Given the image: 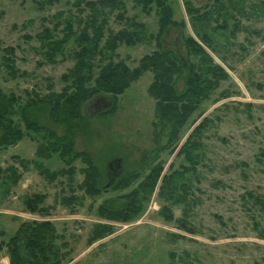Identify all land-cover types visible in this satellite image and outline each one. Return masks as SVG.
Segmentation results:
<instances>
[{
	"label": "rangeland",
	"instance_id": "rangeland-1",
	"mask_svg": "<svg viewBox=\"0 0 264 264\" xmlns=\"http://www.w3.org/2000/svg\"><path fill=\"white\" fill-rule=\"evenodd\" d=\"M77 1L59 0L41 8L35 0H0V91L18 97L21 106H28L29 120L59 136H65L68 127L53 122L50 106L39 102L66 86L62 75L73 68L78 46L72 39L63 55L49 62L40 37L46 28L53 29L58 20L70 17L76 19L78 32L83 29L93 13L87 3L97 0H81V6ZM162 1L173 10L176 25L168 26L158 39L152 36L159 32V0L149 4V12L136 0H123L118 10L100 6L95 14L99 23L106 21L101 47L110 35L136 32L143 41L133 46L117 42L116 61H125L134 69L144 56L171 50L186 65L195 64L198 58L185 49L186 39L192 38L227 71L229 79L203 101L178 140L172 138L170 125L163 126L155 117L156 100L149 94L154 74L150 71L122 95L100 93L86 101L81 114L84 121L75 122V149L88 153L101 173L97 196L81 189L86 167L80 160L74 164L75 175L58 176L53 182L32 164L28 169L19 166L13 157L35 160L39 144L48 138L45 131L26 129L16 113L13 124L22 128L25 137L16 145L0 147V168L15 166L21 174L13 184L0 173V264H10L6 247L10 238L23 223L34 220L51 221L57 229V244H65L62 264H264V0H233L234 7L227 5L231 17L225 23L218 19L207 33L210 48L198 37L187 3L205 11L216 0ZM6 48L15 51L12 59L18 78L12 79L3 64V57H8L3 52ZM186 73L184 69L176 81L179 93L186 89ZM205 119L208 125L201 136L196 173H187L179 181L189 190V201L171 205L162 195L163 179L189 166L181 148ZM114 159L122 161L117 178L109 168ZM39 161L51 171L65 168L59 155ZM158 163L163 169L155 188L144 194L140 191L142 207L128 212L133 200L123 198L139 189ZM125 173L140 177L126 188H114ZM36 194L46 196L41 207L47 213L26 208L25 198ZM65 199L69 205L63 203ZM110 206L118 208L114 212ZM166 208L172 210L171 221L163 211ZM109 211L121 213V219H107ZM98 224L110 226L111 231L90 243Z\"/></svg>",
	"mask_w": 264,
	"mask_h": 264
},
{
	"label": "trees",
	"instance_id": "trees-1",
	"mask_svg": "<svg viewBox=\"0 0 264 264\" xmlns=\"http://www.w3.org/2000/svg\"><path fill=\"white\" fill-rule=\"evenodd\" d=\"M226 1L227 4L222 0L213 1V5H209L205 11L194 9L191 4L187 3L189 14H191L194 21L195 31L209 48L212 45L207 33L213 28L214 22H217L218 19L219 21L225 19L223 20L225 23L231 17L226 6L234 7L233 0ZM35 2L39 7L46 8L59 2V0H35ZM136 2L142 5L146 12H149L148 7L149 4L153 3V0H136ZM87 4L93 13L90 21L84 22V27L79 32L75 27L76 19L70 17L65 18L62 22L58 20L53 29L46 28L40 37L45 50L44 55L49 62L53 61L58 55H63L66 46L72 39L78 46L73 53L75 59L73 68L62 75V81L66 86L60 93H53L50 97L39 102V105L47 104L50 106L52 121L57 125H66L68 127L67 134L59 136L55 132L46 130L38 123L29 120L28 106H21L19 98L15 95H6L0 91V147L7 148L16 145L25 137L22 128L13 124L12 117L16 113H20L26 129L35 132L45 131L48 140L39 144L35 153V160L27 161L22 160L20 157H13L19 162V166L28 169V165L32 164L48 181L53 182L58 176L70 178L75 175L76 167L74 164L80 160L86 167L82 169L84 180L81 189L97 196L101 193V173L88 153L77 152L75 149L74 132L77 126L75 122L84 121L81 114L82 106L86 101L100 93H109L113 96L122 95L131 83L138 81L144 73L150 71L154 74V80L149 87V94L156 100L155 117L163 126L170 125L172 138L178 140L179 134L189 118L199 110L203 101L208 99L222 82L229 79V75L222 66L215 64L211 55L192 38L186 39L184 45L190 55L198 56L195 64L186 63L184 65L176 53L169 50L157 51L144 56L139 60L138 66L132 69L125 61L120 59L116 61L113 52L118 48L117 42L133 46L142 42L143 39L136 32L121 31L117 36L110 35L105 47H101L105 37L106 21L102 20L99 23L98 16L95 14V12L98 13L100 6L110 7L112 10L121 9L123 8V0H97L90 1ZM76 5L81 6L82 1H77ZM159 6L162 10L158 12L160 16L159 32L156 37L152 36L155 39H158L168 26L176 25V22L173 21L171 7L167 6L162 0H159ZM222 14L224 15L222 16ZM61 15L63 13H60ZM136 26L141 29L144 28L143 24H136ZM61 27L63 28L60 29ZM89 30L92 32L91 35L88 32ZM58 33L62 34L61 38L57 36ZM3 52L8 56L3 57V64L9 71L10 77L12 79L18 78L19 70L12 59L15 53L14 49L6 48L3 49ZM184 69L188 70L185 77L186 89L184 92L179 93L176 88V81L184 75ZM92 82L96 84L95 87L90 85ZM153 125L157 129V123H153ZM207 125L208 119H205L194 129L181 148L180 154L184 155V159L189 166H184L181 171H174L163 179L162 195L167 201H171V205L187 204L189 201V195H187L189 190L187 191L185 183L179 181L184 179L187 173H196V166H198L201 157L200 151L203 147L201 136ZM154 136L158 138V133L155 132ZM53 154L59 155L63 160L64 169L51 171L39 161L50 159ZM162 169L163 164L158 163L151 169V173L145 178L144 182L140 184L139 189L123 198L124 200L129 198L133 200L127 206L128 212L135 213L137 209L142 207L140 191H142L141 194L147 191L151 192L162 174ZM0 173H4L13 184H17L21 176L18 167L15 166H10L7 169L0 168ZM121 176L123 177H120L118 185L114 188H126L140 177L137 173L127 175L125 173ZM25 199L26 208L32 213H47L48 210L41 207L46 200L45 195L36 194ZM63 203L69 205L70 201L65 199ZM117 208L114 206L111 210L115 212ZM163 211L171 221L173 219L171 208H166ZM108 213L107 219H121V213L114 214L113 211ZM161 214L163 213L161 212ZM183 221H181L182 228L186 229L187 227ZM109 231H111L110 226L96 225L90 243L99 237H103ZM59 239L57 229L51 221L34 220L23 223L6 244L10 264H62L66 256L62 251L65 244L58 245Z\"/></svg>",
	"mask_w": 264,
	"mask_h": 264
},
{
	"label": "water",
	"instance_id": "water-1",
	"mask_svg": "<svg viewBox=\"0 0 264 264\" xmlns=\"http://www.w3.org/2000/svg\"><path fill=\"white\" fill-rule=\"evenodd\" d=\"M109 168L113 171L114 178L119 177L120 173L122 172V161H121V159H114L110 163Z\"/></svg>",
	"mask_w": 264,
	"mask_h": 264
}]
</instances>
